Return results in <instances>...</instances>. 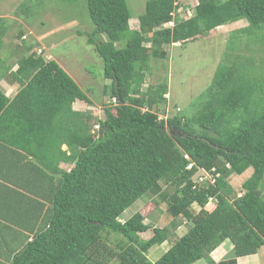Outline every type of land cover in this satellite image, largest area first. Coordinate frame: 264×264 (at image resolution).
<instances>
[{
    "label": "trees",
    "instance_id": "trees-1",
    "mask_svg": "<svg viewBox=\"0 0 264 264\" xmlns=\"http://www.w3.org/2000/svg\"><path fill=\"white\" fill-rule=\"evenodd\" d=\"M178 1L147 0L132 30L126 0H84L93 25L86 42L103 62L110 82L104 92L116 103L104 108L96 131L87 114L72 110L89 98L54 60L31 54L1 73L0 80L10 78L20 88L12 98L0 89V148L22 151L43 173L42 192L30 191L43 200H34L42 209L40 224L8 264H106L114 258L117 264H237L264 246V98L254 100L264 80L247 77L236 63H220L191 117L179 108L160 117L166 79L140 90L150 61L166 59V45L240 20L246 26L238 34L264 31V0H197L190 17L177 12ZM4 33L1 28L0 46ZM62 163L71 167L61 169ZM248 169L236 192L224 177ZM147 193L162 200L173 223L182 218L188 224L154 262L145 254L167 241L165 229L154 228L144 240L149 226L139 211L120 221ZM103 232L121 235L127 246L105 250ZM225 241L232 247L215 263L210 254Z\"/></svg>",
    "mask_w": 264,
    "mask_h": 264
},
{
    "label": "rangeland",
    "instance_id": "rangeland-1",
    "mask_svg": "<svg viewBox=\"0 0 264 264\" xmlns=\"http://www.w3.org/2000/svg\"><path fill=\"white\" fill-rule=\"evenodd\" d=\"M146 1L126 0L132 30L138 29V17L144 12ZM196 2L197 0H179L178 6L182 11L189 10L192 13ZM0 18L5 21L0 26V31L1 28L5 30L0 46V77L4 69H15L20 58L31 54L41 56L44 60H54L89 98L90 104L75 102V110L87 114L92 130L96 131L97 121L104 118V108H113L116 103L109 98L108 91L104 92V87H108L110 82L103 78V62L94 45L86 42L93 25L85 10L84 0H0ZM244 26L246 21L240 20L220 26L205 36L183 44L166 45L163 48L167 52L166 59L150 61V70L145 73L140 90L144 92L150 86L155 87L164 79L167 80L166 113L165 116L159 113L161 118L174 116L177 108L181 114L191 117L199 109L202 92L209 85L220 63H236L247 77L264 80V31L253 30V36L250 37L236 33V30ZM96 38L105 39V36ZM144 45L148 51L149 44ZM262 98L264 84L260 83L254 100ZM70 167L62 165L64 169ZM249 173L250 169L240 176L230 174L224 178L238 192L239 185ZM163 188L166 190V187ZM213 206L212 204L211 207ZM192 210L196 212L197 207H192ZM138 211L144 217L143 222L149 226L148 231L141 234L142 239H149L154 228H164L167 232V241L150 248L145 254L149 261L154 262L186 232L188 224L182 218L173 223L166 215L162 200L150 193L142 195L126 209L121 214L120 221ZM100 240L103 248L112 253L127 246L126 240L116 233L103 232ZM222 246L232 247L229 241ZM255 255L246 262L264 263V246ZM221 259L214 257L213 260L218 262ZM117 263L114 258L106 264ZM194 264L208 263L206 260H199Z\"/></svg>",
    "mask_w": 264,
    "mask_h": 264
},
{
    "label": "crops",
    "instance_id": "crops-1",
    "mask_svg": "<svg viewBox=\"0 0 264 264\" xmlns=\"http://www.w3.org/2000/svg\"><path fill=\"white\" fill-rule=\"evenodd\" d=\"M10 71H14V68ZM5 78L7 77L0 80V89L5 96L12 98L20 85L10 78ZM72 110H75V102L72 104ZM61 149L67 148L62 145ZM24 156L26 155L20 150L0 148V264H8L9 258L19 251L25 242L31 241L33 233L30 229L40 224L36 221L37 214L38 220H41L42 209L37 207L34 200L40 202L43 200L37 199L30 191L35 189L42 192L43 173L40 171L41 168L34 165L35 163L29 162L31 157ZM62 165L65 164L59 165L61 169ZM45 206L47 207V203ZM225 244L226 241L217 247L210 257L223 258L231 249L222 246ZM255 256L240 257L237 264H248L246 260Z\"/></svg>",
    "mask_w": 264,
    "mask_h": 264
},
{
    "label": "built area",
    "instance_id": "built-area-1",
    "mask_svg": "<svg viewBox=\"0 0 264 264\" xmlns=\"http://www.w3.org/2000/svg\"><path fill=\"white\" fill-rule=\"evenodd\" d=\"M181 11H182L181 9H178V10H177L178 13H181ZM186 15H187V17H190V16H191V12H190L189 10H187V11H186ZM180 17H181V16H180ZM167 25H168L169 27H172V26H173V22H171V23H169V24H167ZM190 167H191V165L188 166V168H190ZM202 179H203V178L200 177V178H199V181H202Z\"/></svg>",
    "mask_w": 264,
    "mask_h": 264
},
{
    "label": "water",
    "instance_id": "water-1",
    "mask_svg": "<svg viewBox=\"0 0 264 264\" xmlns=\"http://www.w3.org/2000/svg\"><path fill=\"white\" fill-rule=\"evenodd\" d=\"M171 135H173V132H171Z\"/></svg>",
    "mask_w": 264,
    "mask_h": 264
}]
</instances>
